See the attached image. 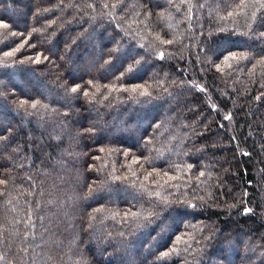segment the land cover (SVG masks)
I'll use <instances>...</instances> for the list:
<instances>
[{"label":"trees","instance_id":"trees-1","mask_svg":"<svg viewBox=\"0 0 264 264\" xmlns=\"http://www.w3.org/2000/svg\"><path fill=\"white\" fill-rule=\"evenodd\" d=\"M0 21V264H264V0Z\"/></svg>","mask_w":264,"mask_h":264},{"label":"snow or ice","instance_id":"snow-or-ice-1","mask_svg":"<svg viewBox=\"0 0 264 264\" xmlns=\"http://www.w3.org/2000/svg\"><path fill=\"white\" fill-rule=\"evenodd\" d=\"M0 27H7V24H5L3 21H0ZM170 43V42H169ZM6 55H12V53H6ZM161 55H163V54H161ZM38 62V61H37ZM21 63H23V62H21ZM137 64H139L140 63V61H137L136 62ZM129 71H132V69H129ZM78 87V86H77ZM77 87H73L72 89H71V91L73 92V93H75L76 91H77ZM85 95H87V93H85ZM246 213H249V212H251V209H245L244 210Z\"/></svg>","mask_w":264,"mask_h":264},{"label":"rangeland","instance_id":"rangeland-1","mask_svg":"<svg viewBox=\"0 0 264 264\" xmlns=\"http://www.w3.org/2000/svg\"><path fill=\"white\" fill-rule=\"evenodd\" d=\"M138 242V241H137ZM139 246H140V244H138L137 243V245L135 246V249L137 250V249H139ZM228 259H230L231 260V258L229 257Z\"/></svg>","mask_w":264,"mask_h":264}]
</instances>
